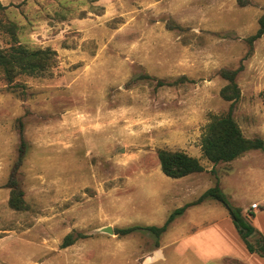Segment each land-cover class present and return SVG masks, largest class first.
Returning <instances> with one entry per match:
<instances>
[{
	"label": "rangeland",
	"instance_id": "1",
	"mask_svg": "<svg viewBox=\"0 0 264 264\" xmlns=\"http://www.w3.org/2000/svg\"><path fill=\"white\" fill-rule=\"evenodd\" d=\"M0 2V20L15 25L0 28V48L16 39L56 52L49 73L17 76L16 90L0 74V264H264L210 199L177 216L158 246L146 230L114 233L161 225L217 180L244 215L258 203L264 233V151L212 164L200 148L210 116L230 104L224 68H239L234 119L264 140V33L247 41L264 0ZM158 149L182 150L204 170L168 177ZM12 177L21 210L8 204ZM68 233L76 239L62 247Z\"/></svg>",
	"mask_w": 264,
	"mask_h": 264
},
{
	"label": "trees",
	"instance_id": "2",
	"mask_svg": "<svg viewBox=\"0 0 264 264\" xmlns=\"http://www.w3.org/2000/svg\"><path fill=\"white\" fill-rule=\"evenodd\" d=\"M7 7V5L0 2V14ZM257 23L258 27L255 33L247 37L249 44H252L255 39L261 37L264 33V12L259 16ZM14 26L12 22L3 23L0 20V28L14 33ZM55 62L56 52L49 47L30 48L15 39L9 46L0 48V74L6 81L7 86L13 90L21 87V84L13 82L17 76L23 74L28 76H43L50 72ZM238 71L239 68H224L220 70V75L227 80V83L220 90V95L223 99L230 101V104L226 113L210 116L201 136L200 148L202 155L212 164L230 162L250 150L260 149L264 151V140L261 137L248 138L244 136L232 115L234 104L240 98V89L235 80ZM159 83L163 84L161 81ZM21 145L23 147V141ZM22 147H20L19 156L13 167V171L18 168L23 159L24 151ZM157 157L161 171L168 177L181 178L204 170L203 165L197 157L182 150L158 149ZM10 181L12 189L8 204L16 210L24 209L23 191L13 177ZM209 199L220 203L227 210L247 250L264 257V235L257 231L252 223L251 219L254 213L250 211L249 215H244L240 206H236L229 201L226 194L222 191L218 180L213 186L208 187L195 199L173 209L161 225L135 224L116 228L114 233L126 235L135 231L146 230L154 236L156 246H158L159 237L168 229L170 223L177 216L181 215L188 207L200 204ZM252 236L255 237L254 240H251ZM75 239L76 236L73 233H68L65 235L61 246H68Z\"/></svg>",
	"mask_w": 264,
	"mask_h": 264
},
{
	"label": "crops",
	"instance_id": "3",
	"mask_svg": "<svg viewBox=\"0 0 264 264\" xmlns=\"http://www.w3.org/2000/svg\"><path fill=\"white\" fill-rule=\"evenodd\" d=\"M261 201H263L264 202V197L262 198V200ZM262 210H264V208L262 209ZM262 210H260V211H262ZM242 211H244V209L242 208ZM253 212V211H252ZM254 218L257 216V214L259 213V211H256V210H254ZM254 218H252V223H253V225H254ZM255 227V226H254ZM256 228V227H255ZM256 230H257V228H256ZM263 235H264V233L263 232H261ZM251 253V252H250ZM261 258H264V257H262V256H260ZM241 262V261H240Z\"/></svg>",
	"mask_w": 264,
	"mask_h": 264
},
{
	"label": "water",
	"instance_id": "4",
	"mask_svg": "<svg viewBox=\"0 0 264 264\" xmlns=\"http://www.w3.org/2000/svg\"><path fill=\"white\" fill-rule=\"evenodd\" d=\"M101 231L107 232V233H113V230L110 226H106V227L101 228Z\"/></svg>",
	"mask_w": 264,
	"mask_h": 264
},
{
	"label": "built area",
	"instance_id": "5",
	"mask_svg": "<svg viewBox=\"0 0 264 264\" xmlns=\"http://www.w3.org/2000/svg\"><path fill=\"white\" fill-rule=\"evenodd\" d=\"M250 206H251V209H252V210H257V209H259V205H258L257 202H253V203H251Z\"/></svg>",
	"mask_w": 264,
	"mask_h": 264
}]
</instances>
